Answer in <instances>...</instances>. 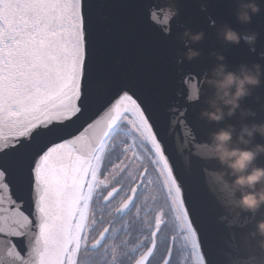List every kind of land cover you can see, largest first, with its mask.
Returning <instances> with one entry per match:
<instances>
[{"label": "snow or ice", "instance_id": "1", "mask_svg": "<svg viewBox=\"0 0 264 264\" xmlns=\"http://www.w3.org/2000/svg\"><path fill=\"white\" fill-rule=\"evenodd\" d=\"M143 6L144 0H0V234L31 241L27 258L10 244L9 264H88L93 252L107 255L111 223L89 236L97 198L113 220L147 206V234L134 264H153L164 230L171 235L159 264H173L177 244L184 249L179 264H216L198 194L153 131L161 71H150L159 61L140 37ZM106 9L114 12L110 24ZM145 158L155 175L144 166L131 176L132 164ZM104 172L111 179L101 180ZM120 192L124 199L111 207L109 198ZM25 197L30 214L21 210ZM110 251L115 264L117 249Z\"/></svg>", "mask_w": 264, "mask_h": 264}, {"label": "water", "instance_id": "2", "mask_svg": "<svg viewBox=\"0 0 264 264\" xmlns=\"http://www.w3.org/2000/svg\"><path fill=\"white\" fill-rule=\"evenodd\" d=\"M256 2L260 12L253 14L250 22L242 23L237 18L239 0H144L139 21L142 42L153 49L159 61L150 71H161L162 89L157 97L153 131L158 139L164 137L165 154L172 153L178 171L198 194L202 216L209 222L215 239L216 264H258L264 260V250L259 243L261 237L253 235L256 223L264 219V205L255 211L235 207L240 193L230 196V189H225L218 173L227 170L228 181L234 176L205 146V142H211L213 132L229 125L234 126L233 147L255 148L257 144H264V135L259 132L247 137L248 142L240 139L245 125L264 122V77L260 85L252 88V94L240 101V108L234 115L226 114L221 121L201 116L203 110L210 108L209 101L215 93L205 80L218 64L224 63L236 71L242 64L259 63L264 67V0ZM170 3L179 10L174 17H169L165 11ZM104 15L108 17L104 23L110 24L114 12L106 9ZM225 25L237 31L239 43H228L221 38L219 32ZM186 30L203 32L204 38L192 42L183 35ZM253 32L258 33V39L255 44H249L243 37ZM189 48L199 49L200 55L189 60L185 55ZM217 54H223L224 60H218ZM254 167H264V152L253 161L249 171ZM256 187H264V182ZM21 210L30 214L27 197ZM10 244H16L17 250L24 248L21 254L27 258L30 240L0 234L3 264H9L6 250Z\"/></svg>", "mask_w": 264, "mask_h": 264}, {"label": "clouds", "instance_id": "3", "mask_svg": "<svg viewBox=\"0 0 264 264\" xmlns=\"http://www.w3.org/2000/svg\"><path fill=\"white\" fill-rule=\"evenodd\" d=\"M260 5L256 0H239L237 18L242 23H248L253 14L260 12ZM169 17L178 14V8L174 3H170L165 9ZM192 42H199L204 38L203 32L192 33L186 30L183 34ZM221 38L228 43H239L240 36L235 29L225 25L219 32ZM243 39L249 44H255L258 39V33L246 34ZM255 49H253L254 51ZM189 60L195 59L200 55V50L189 48L185 53ZM217 59L224 60L223 54H217ZM264 77V67L259 63L251 66L242 64L239 70H230L224 63L218 64L213 70L212 75L207 77L205 83L210 85L214 90V96L209 101L210 108L201 112V116L210 121H221L225 115L232 116L240 108V101L252 94V88L258 86ZM197 98L199 95L197 94ZM227 110V112L225 111ZM259 132L264 135V122L259 124L245 125L241 129L240 139L248 142L247 137H254ZM234 136V126L221 128L211 134V142H205V146L211 154L218 158L221 163L231 170L234 179L228 181L229 175L227 170L218 173L225 189H230L229 195L235 196L240 193L235 202V207L247 211H255L264 205V187L257 189V185L264 182V167H254L249 171L250 165L257 156L264 152V144H257L255 148H239L232 146ZM247 189V190H246ZM253 235L261 237L260 247L264 250V219L256 223ZM264 264V260L258 262Z\"/></svg>", "mask_w": 264, "mask_h": 264}, {"label": "flooded vegetation", "instance_id": "4", "mask_svg": "<svg viewBox=\"0 0 264 264\" xmlns=\"http://www.w3.org/2000/svg\"><path fill=\"white\" fill-rule=\"evenodd\" d=\"M121 137L116 138L117 151L112 153V161L114 163H119V160L116 159L118 155V150L120 148ZM130 142V141H129ZM138 154L141 156H146V154L138 149ZM129 158H131V154H129ZM128 161L126 160L125 163ZM149 167V173L151 175H155L152 172V168L148 163V160L145 158L143 161L136 160L128 172L131 176H138L140 172L143 171V167ZM111 167V165H109ZM105 178L111 179V177L107 176V172H104L103 175L100 176L101 180ZM123 183L125 185L135 186L132 182L125 178ZM119 188V185H116ZM110 190V187L104 191V194H107V191ZM127 191V188H125ZM142 192L143 189H140ZM111 200V207L119 206L120 202L124 199V192H120L119 194H114V198H109ZM105 203L103 200L97 198L91 206V214H90V222L92 220H96L97 223L94 226V230L89 233L90 238L95 237V235L102 229V227L107 226L111 223V232L109 234L108 239V254L105 255L103 250L98 252H93L90 254V258H88V264H113L111 251L112 247H116L117 249V258L115 264H134L135 259L139 258V255L142 249H137L136 246L141 242L143 235L147 234L146 230L144 232L141 231L142 224L141 220L145 215L144 209L147 207L145 205H141V212L137 215L136 209L131 208L130 210H126L125 213L119 214L116 220H113L111 216L108 215V212L105 210ZM139 203V202H138ZM101 217H103V221H101ZM170 230H164V234H158V250L155 259L153 260V264H159V260L164 254V251L167 248V243L165 240L166 236H170ZM133 249H136L133 251ZM184 249L182 246L177 244V248L173 249V264H179V256L183 253ZM85 258L82 257V260ZM153 259V258H150Z\"/></svg>", "mask_w": 264, "mask_h": 264}]
</instances>
